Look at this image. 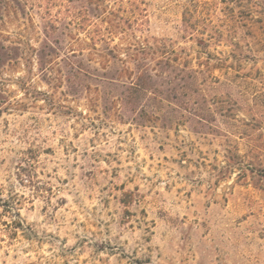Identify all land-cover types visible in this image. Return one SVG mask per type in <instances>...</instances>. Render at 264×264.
Instances as JSON below:
<instances>
[{"label":"rangeland","instance_id":"obj_1","mask_svg":"<svg viewBox=\"0 0 264 264\" xmlns=\"http://www.w3.org/2000/svg\"><path fill=\"white\" fill-rule=\"evenodd\" d=\"M0 186V264H264V0H0Z\"/></svg>","mask_w":264,"mask_h":264},{"label":"trees","instance_id":"obj_2","mask_svg":"<svg viewBox=\"0 0 264 264\" xmlns=\"http://www.w3.org/2000/svg\"><path fill=\"white\" fill-rule=\"evenodd\" d=\"M98 38L104 40L105 37L99 35ZM235 54L239 55L240 53L231 54L232 57L235 58ZM228 67L232 68V66ZM139 79L142 78L139 77ZM131 88L137 92L147 90V87L141 81L138 85ZM136 91L134 93H137ZM20 206L21 197L19 194L12 187L5 188L0 186V248L1 242L5 241L4 236L13 239L18 230H23V221L19 213Z\"/></svg>","mask_w":264,"mask_h":264}]
</instances>
